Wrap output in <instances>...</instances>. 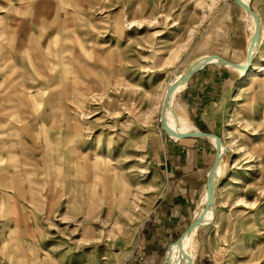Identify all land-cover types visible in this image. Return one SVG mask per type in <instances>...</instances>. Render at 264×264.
I'll list each match as a JSON object with an SVG mask.
<instances>
[{
    "label": "rangeland",
    "instance_id": "rangeland-1",
    "mask_svg": "<svg viewBox=\"0 0 264 264\" xmlns=\"http://www.w3.org/2000/svg\"><path fill=\"white\" fill-rule=\"evenodd\" d=\"M249 5L260 20L264 57V0H249ZM245 37L246 20L233 0H0L4 139L6 144L14 139L23 185L34 186L23 193L0 181V264H138L146 251L149 211L161 190L150 147L152 134L162 132L157 120L162 93L198 55L243 60ZM18 40L24 44L15 57ZM254 64L262 67L252 71L257 79L250 85L243 75L244 86L234 96L246 105L231 114L230 96L223 110L225 128H236L222 129L226 164L216 187L215 220L198 231L194 264H264V65ZM175 100L182 106L179 94ZM28 127L31 132L24 130ZM107 133L112 134L108 166L114 173L99 163L95 190L103 195L104 179L129 182L131 210L120 212L132 217L130 228L124 227L127 243L121 224L105 220L99 198L85 212L84 188L70 204L60 191L48 195L53 171L60 172L53 184L62 188L64 159L70 156L83 167L87 162L81 160L93 152L106 154ZM99 135L96 148L89 141ZM7 173L12 176L15 169ZM88 175L74 177L80 183ZM166 248L157 264L163 263Z\"/></svg>",
    "mask_w": 264,
    "mask_h": 264
},
{
    "label": "crops",
    "instance_id": "crops-1",
    "mask_svg": "<svg viewBox=\"0 0 264 264\" xmlns=\"http://www.w3.org/2000/svg\"><path fill=\"white\" fill-rule=\"evenodd\" d=\"M261 44V41L257 43L250 69L244 74L223 65L207 64L197 70L178 93L192 126L218 135L223 145L222 129L228 132L236 128H225L227 123L223 120L228 114L223 110L228 104L227 98L232 97L231 114L235 108L239 110V107L246 105V102L234 96L241 93L243 75L256 71L254 62L264 65V57L259 54ZM216 55L229 59L223 54ZM248 83L251 85L252 82ZM244 116L251 118L250 115ZM152 135L154 138L150 149L155 172L161 181V190L149 211L144 245L146 251L138 264H157L161 251L186 229L215 152L214 145L204 137L174 140L163 130Z\"/></svg>",
    "mask_w": 264,
    "mask_h": 264
},
{
    "label": "bare ground",
    "instance_id": "bare-ground-1",
    "mask_svg": "<svg viewBox=\"0 0 264 264\" xmlns=\"http://www.w3.org/2000/svg\"><path fill=\"white\" fill-rule=\"evenodd\" d=\"M241 1L245 4H249V0H241ZM240 9L243 12L244 18L246 20V37H245L246 39L245 40H246V47H247L249 45V43L253 40L254 36L256 35L257 25H256V21L254 20L252 15H250L243 8H240ZM261 35H262V33H260V38H261ZM260 38H259V41H260ZM23 44H22V40H18V42H14V49L15 50L13 51V54L15 55V57H19V55L22 53L21 51H22ZM12 47H13V45H12ZM256 47H257V45L255 46V49H256ZM254 53H255V50H254ZM206 59H216V55H213V54L209 55L206 53V54H201V55H198V56L192 58L185 65V67L182 70H180L178 73H176L172 77L170 82L167 83V85H166V87L162 93V96L160 98V103H159V107H158V115H157L158 121L160 118L161 109L163 107V98H164V94L166 92L167 87L170 84H172L177 78H179V76L183 72H185L187 69L195 66L196 64H199L200 62H202ZM1 61H2V59H1ZM238 63L245 64L246 63V56L243 60H241ZM4 65H7V62ZM218 65H222V64H218ZM223 66H226L227 68H231L240 74H244V72H245L244 70H241L238 68H233L229 65H223ZM254 68L256 70H262V67H260V66L257 67L255 64H254ZM37 71H38V69H37ZM255 79H257V75L255 73H252V72L248 73V75H247L248 81H254ZM186 83H187V81L185 80L184 82H182L176 86V88L174 89V91H173V93H172V95L168 101L167 106L164 108L165 123L169 124L170 126H173L172 125L173 124L172 123L173 122L172 116H175L181 125L186 126V127H190L189 125H187L189 120H188V117L186 114V110L182 106H180L179 104H177L175 102L176 101L175 100L176 95L185 87ZM1 88H2V86H1ZM62 88H63L62 94H65V93L68 94L67 93L68 89H66V87H62ZM23 95L26 99H29V97H31V99H34V94L32 92H24ZM11 101L16 102V100H14V98H12ZM27 116H30V114H27L26 117ZM1 117L2 116L0 114V181L2 182L4 187L12 188V190L14 189L16 191L18 190V191H22V192L29 190V192L30 191L32 192V191H34V186L31 182L28 181L27 185H23L24 180L22 179L23 177L19 171L20 170L19 169V163L15 161L14 139H12V141H10V143L6 144V141L4 139V137L6 135L5 128H4L5 125H3L4 120L2 121ZM6 117L10 118L9 114ZM126 121H127V119H126ZM126 125H127V123L125 122L123 124V126H126ZM30 127L24 128V130H26V132H31ZM15 129H16V126H14V125H12L10 127L9 131L12 135L15 134V132H16ZM122 130L124 131V128ZM171 132L174 133L175 131L172 129ZM40 133L45 134L43 136L48 135V132L47 131L45 132L43 127H41ZM100 133L102 134V132H100ZM107 134L108 135H105V136H107V137H105L106 138L105 139L106 140L105 147L107 146L105 148L106 149L105 155H102V154L99 155V154L93 152V154H91V156H90V153H89L90 158L87 157L86 160H81L82 162H87L85 165H83V167L82 166L79 167V164H77V166H76V164H74V162H76V161L70 156L68 158L64 159V163L66 162L67 168H66V170H63V172L65 173V176H64V178H61L62 180L60 181L63 183V184L61 183L62 186H60L62 188H59L58 186L53 184V181L59 177L60 172L59 171L54 172L52 170L53 173H51V175H49V176H51L50 177L51 178V180H50L51 184L49 185V188H48V195L50 197H52V196H55L56 192L60 191L59 194H61V193L63 195L67 194L66 195L67 203L70 204L73 201L74 193L77 190L81 191V189L84 188L88 192V195L86 196L87 209L85 210V212H90L92 210L93 204L95 203L94 199L99 198L98 205L103 204V203L105 204V206H104L105 209L103 212L104 213L103 215H105L104 216L105 220L111 221L112 219H115L116 221H118L121 224L122 228H121L120 234L122 236V240L125 243H127L128 242V240H127L128 229L124 231V227L126 228L127 226H129V228H130V225L132 222V217L129 215L122 216V215H120L121 214L120 212H122L123 210H126V213L128 214L131 210L130 205H129V194H130L129 182L126 179L121 178L119 184L117 182L114 183V181L108 183L104 179L102 182L103 195L99 196L95 190V187L97 184V181H95V179L99 178V176H100L97 174L98 173L97 167H99V163L103 164V166L105 165L104 169L106 170V173H111V174L114 173V171L111 172L112 169L110 170V167L108 166L109 165L108 161L110 160L109 155L111 153V148H112V146L110 147V144L113 142L112 141V134H110V133H107ZM100 135L95 137V139L93 141H91V140L89 141L90 143L95 142L96 148H98L97 146H99V144H100V140H101ZM117 139H118V137H117ZM207 140L211 144L214 145V140L211 137H208ZM88 152H89V150H88ZM95 152H97V150H95ZM60 156H61V158H63L62 155H60ZM7 162H12V163H7ZM79 162H80V160H79ZM62 164H60V165H62ZM225 164H226V153H225V147L222 145V153H221L220 160L216 166L215 173H214L215 174L214 178H215V181L217 184H218L219 180L222 178V175H223L224 169H225ZM9 167L14 168L16 174L14 173L12 176H10L7 173V169ZM104 169H103V172H104ZM85 170H87L88 173L84 174ZM79 174H82V179L85 177V175H88V174L89 175H88V178L86 181L82 180V182L77 183L74 176H77ZM64 181L66 184H64ZM32 182L34 183V181H32ZM42 187H41V189H43ZM57 188H59L61 190H58ZM66 188L69 189V191H67V193L65 192ZM116 190H118V193H116ZM207 200H208V189L206 187V182H205L203 184L202 189L200 190L198 197L196 199V202H195L196 206H195V209L193 211L194 216H199L200 212L204 209V207L207 203ZM67 206L68 205H66V207ZM215 208H216V202L214 199V204L212 206H210L204 212V214L198 218L193 229L181 237V245L180 246L175 242V240L168 244V246L166 248V252H165V259L163 260L162 264H194L196 251H197L198 246H199V244H198V231L201 227H203L207 224H212V222L215 220ZM132 224H135V223H132ZM90 227H91L92 232H94L95 226L92 225ZM134 229H135V226L132 225L130 232H132ZM84 231L85 230L83 229V232Z\"/></svg>",
    "mask_w": 264,
    "mask_h": 264
},
{
    "label": "water",
    "instance_id": "water-1",
    "mask_svg": "<svg viewBox=\"0 0 264 264\" xmlns=\"http://www.w3.org/2000/svg\"><path fill=\"white\" fill-rule=\"evenodd\" d=\"M233 2L239 8H243L250 15H252L254 20L256 21V25H257L256 35L254 36L253 40L249 43V45L245 48L246 63L241 64L238 62H233V61H230L229 59H226V58H223V57L217 56V55H216V59H206V60L200 62L199 64H196L195 66L187 69L185 72H183L179 76V78H177L172 84H170L167 87L166 92L164 94V98H163V107H162L161 112H160V118L158 121V126H159V128H161L163 130V132L169 138L174 139V140H179V139L185 138V137H204V138L211 137L214 140V148H215L213 161H212V163H211L210 167L208 168L206 175H205L206 187L208 189L207 203H206L204 209L200 212L199 216L193 215L188 226L186 227V229L175 239V242L179 246L181 245V237L184 234L191 231L193 229L194 225L196 224V221L198 220V218L200 216H202L204 214V212L210 206H212L214 204L216 187H218V184L216 183L215 178H214V175H215L214 173H215L216 166L220 160L223 144H222V141L218 135L211 133V132L203 131L202 129H200L196 126H190V127L183 126L178 122V120L175 116H172L173 117V122H172L173 126L166 124L165 118H164V108L167 106L168 101H169L174 89L176 88V86L179 85L180 83L184 82L185 80L187 81L197 70H199L201 67H203L207 64L229 65L233 68H238V69H241L244 71H248L250 69L251 61H252V58L254 56L255 46L259 42V38H260V33H261L260 20H259L257 13L250 7L249 4H245L241 0H233ZM172 129L175 131L174 133L171 132ZM164 259H165V253L163 256V260Z\"/></svg>",
    "mask_w": 264,
    "mask_h": 264
}]
</instances>
